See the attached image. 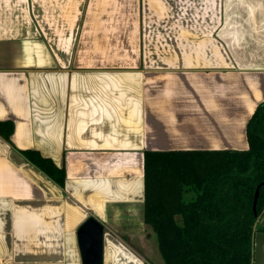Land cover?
Masks as SVG:
<instances>
[{
    "label": "crops",
    "instance_id": "1",
    "mask_svg": "<svg viewBox=\"0 0 264 264\" xmlns=\"http://www.w3.org/2000/svg\"><path fill=\"white\" fill-rule=\"evenodd\" d=\"M262 101L264 0H0V264H82L89 216L102 264H163L144 152L246 149Z\"/></svg>",
    "mask_w": 264,
    "mask_h": 264
},
{
    "label": "trees",
    "instance_id": "2",
    "mask_svg": "<svg viewBox=\"0 0 264 264\" xmlns=\"http://www.w3.org/2000/svg\"><path fill=\"white\" fill-rule=\"evenodd\" d=\"M13 123L0 121L11 143ZM246 149L144 152V220L163 264H251L264 209V101L246 124ZM26 161L62 186L65 172L36 149ZM257 192L255 209L253 202Z\"/></svg>",
    "mask_w": 264,
    "mask_h": 264
},
{
    "label": "water",
    "instance_id": "3",
    "mask_svg": "<svg viewBox=\"0 0 264 264\" xmlns=\"http://www.w3.org/2000/svg\"><path fill=\"white\" fill-rule=\"evenodd\" d=\"M257 192L253 202L255 209ZM264 211V209H263ZM261 214L257 215L254 228ZM103 226L92 216H89L78 228L77 236L81 252L82 264H102V237ZM264 232H255L253 235V247L251 264H264Z\"/></svg>",
    "mask_w": 264,
    "mask_h": 264
},
{
    "label": "rangeland",
    "instance_id": "4",
    "mask_svg": "<svg viewBox=\"0 0 264 264\" xmlns=\"http://www.w3.org/2000/svg\"><path fill=\"white\" fill-rule=\"evenodd\" d=\"M158 255H159V253H158ZM160 256V255H159Z\"/></svg>",
    "mask_w": 264,
    "mask_h": 264
}]
</instances>
